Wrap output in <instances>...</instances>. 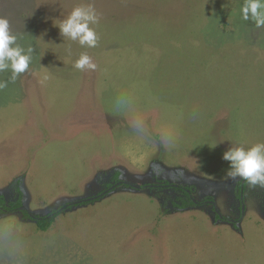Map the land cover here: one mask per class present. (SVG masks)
I'll list each match as a JSON object with an SVG mask.
<instances>
[{
	"label": "rangeland",
	"instance_id": "rangeland-1",
	"mask_svg": "<svg viewBox=\"0 0 264 264\" xmlns=\"http://www.w3.org/2000/svg\"><path fill=\"white\" fill-rule=\"evenodd\" d=\"M243 3L0 0V17L18 43L34 49L14 82L10 71L0 72L7 82L0 89V195L14 201L20 185L32 216L66 210L47 232L20 213L0 217V264H264V187L228 178L222 160L239 139L233 131L206 134L178 154L174 119L184 115L171 91L154 87L164 77L174 81L193 58L209 70L221 63V72L231 67L253 86L230 90L229 101V91L211 93L221 121L232 127L236 113L264 117V27L241 18ZM87 5L99 16L90 25L95 48L61 37L56 27ZM112 19L129 20L135 40L109 41ZM82 53L95 70L74 68ZM253 142L264 143V130ZM116 176L130 187L115 186ZM163 183L193 188L202 204L175 208L184 196L156 188Z\"/></svg>",
	"mask_w": 264,
	"mask_h": 264
},
{
	"label": "crops",
	"instance_id": "crops-1",
	"mask_svg": "<svg viewBox=\"0 0 264 264\" xmlns=\"http://www.w3.org/2000/svg\"><path fill=\"white\" fill-rule=\"evenodd\" d=\"M110 8L112 9L111 5ZM144 21H155V25H163L162 19H143ZM129 23V20L118 22L117 19H112V30L108 32L107 39L116 42L135 40L134 30L132 29V33H130ZM210 54L214 56L213 53ZM173 64L175 65V63ZM220 65L217 69L209 70L202 66V64L195 62L193 58L190 63L188 62L185 66L174 72V81L172 77H164V82H160L163 85L159 83L154 86L157 90L171 91L169 93L171 94L169 99L174 107L176 105L175 110L177 114L184 115V117H175L174 119L176 133L175 146L178 154H186L192 148L194 141L204 135L221 134L224 131H228L229 137H231V132L233 131L234 139H239V146H242L240 134L239 136L237 135L238 126H240L243 139L247 140L250 146H253L257 144L253 142V139L258 134H262L264 130V117H256V113L253 116L251 115V117H247L245 113V117H237L236 113L232 127L229 123L221 121L225 117H223V114L218 116L220 115V109L211 103V100L215 98L211 93L213 91H229L226 99L229 101L230 90H246L253 88V86L247 85V76L245 74H231V67L226 69L228 73L226 74L220 71ZM229 79H232L233 82ZM254 88L258 89V86L255 85ZM221 101L223 104L226 102ZM247 106L246 102H244V112L248 109ZM234 111L238 112V110ZM258 112L261 113L262 110ZM238 120L242 123V126L241 123L238 124ZM248 137H250V140H248Z\"/></svg>",
	"mask_w": 264,
	"mask_h": 264
},
{
	"label": "clouds",
	"instance_id": "clouds-1",
	"mask_svg": "<svg viewBox=\"0 0 264 264\" xmlns=\"http://www.w3.org/2000/svg\"><path fill=\"white\" fill-rule=\"evenodd\" d=\"M240 15L245 21H253L256 28L264 27V0H244ZM98 22L99 16L91 5L78 6L56 27L61 37L77 42L81 47L95 48L98 37L90 25ZM18 39L10 30L9 20L0 17V72L10 71V80L13 82L29 69L34 53L31 46H21ZM74 68L81 71L95 70L96 64L87 53H82ZM4 87H7V82H0V89ZM217 146L213 145L212 148ZM222 160L228 164V178H240L250 187H264V143H257L247 149L230 146L223 153Z\"/></svg>",
	"mask_w": 264,
	"mask_h": 264
},
{
	"label": "trees",
	"instance_id": "trees-1",
	"mask_svg": "<svg viewBox=\"0 0 264 264\" xmlns=\"http://www.w3.org/2000/svg\"><path fill=\"white\" fill-rule=\"evenodd\" d=\"M240 1H244V0H240ZM244 182V180H243ZM118 183H120L119 181V177L116 176V185H118ZM115 185V186H116ZM246 183L243 184V187L245 188ZM130 187L129 185H126L125 183H123V187ZM114 187V186H113ZM242 183L240 184V191H239V197L242 200L243 197V193H242ZM148 187H143L142 189H145ZM156 188L158 189H173L175 191H177L178 193L182 194L184 196V198L180 199L181 204H177L175 203L174 206L177 209H181V210H187L190 208H194L199 206V204L202 203H198L193 197H192V190L193 188L189 187V186H177V185H172L169 183H163V185H158L156 186ZM111 192L107 191V194ZM100 196H105V194L103 193ZM99 196V197H100ZM23 197L24 194L21 190V186L18 185L17 187V197L14 201H7L6 198L2 195H0V217L3 216H7L9 214H13V213H20L23 217L24 220H31L34 221L36 223L37 228L42 231V232H47L49 231L53 225L55 224L57 218L59 216H61L66 210H58V211H54L51 214L45 216V217H34L31 215V213L24 207V201H23ZM96 200V199H95ZM210 203L213 202L212 200H208ZM94 200H86L84 202H81V204H77V205H73L68 207L73 208L74 206H84V205H88L93 203ZM218 218L221 219V216L218 215Z\"/></svg>",
	"mask_w": 264,
	"mask_h": 264
},
{
	"label": "water",
	"instance_id": "water-1",
	"mask_svg": "<svg viewBox=\"0 0 264 264\" xmlns=\"http://www.w3.org/2000/svg\"><path fill=\"white\" fill-rule=\"evenodd\" d=\"M117 187H123V183L122 182H120V183H118V185H116ZM133 188H135V189H140L141 187H140V185H131ZM117 187H112V188H114V189H116ZM105 194V193H104ZM93 199H95V198H91V199H88V200H93ZM81 202H84V201H81ZM80 202V203H81Z\"/></svg>",
	"mask_w": 264,
	"mask_h": 264
}]
</instances>
